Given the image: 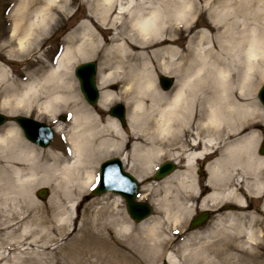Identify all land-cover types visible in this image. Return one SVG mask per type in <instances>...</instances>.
Instances as JSON below:
<instances>
[{"label": "bare ground", "instance_id": "bare-ground-1", "mask_svg": "<svg viewBox=\"0 0 264 264\" xmlns=\"http://www.w3.org/2000/svg\"><path fill=\"white\" fill-rule=\"evenodd\" d=\"M83 2L82 19L66 35L53 63H37L31 73L16 79L5 64L35 48L55 17H68V3L15 0L9 13V37L0 44V109L11 114L35 106L46 117L54 116L75 98L66 80L71 70L74 68V73L77 66L96 57L102 59V64H96L97 86L120 74L125 81L124 89L129 91L127 132L106 111L117 100L110 90L98 92L97 106L105 115L80 101L74 104L64 150L33 144L15 125L0 128V236L5 239L0 241V264H120L104 251L82 246L73 248L72 259L65 254L60 260L56 249L46 252L47 246L36 244L50 229L66 231L72 201L94 185L96 164L111 154L120 157L123 164L131 156L129 166L131 170L138 167L134 169L137 179L146 171L149 174L165 156L178 155L184 171L164 177L169 176L165 195L155 203L162 220L157 217L152 224L133 227L119 211L113 212L116 202L93 208L96 203L92 200L82 211L78 227L82 235L108 226L125 232L133 244L126 250L119 248L121 253L136 258L138 251L144 252L152 264H225L237 260L245 244L238 243L244 234L242 226H257L258 218L252 212H240L234 223L217 227L212 235L187 236L183 224L200 196L193 181H184V176L185 170L202 159L206 162L200 172L205 170L207 179L201 191H210L199 208L209 209L223 201L226 204L219 205L221 209L231 205L228 201L249 208L251 197L258 202L252 211L264 213V153L257 148L262 145L257 129L259 121H264L260 114L264 112L253 111L258 107L250 97L262 78L253 76L264 66V0ZM202 12L207 20L194 31L198 27L195 15ZM178 39L184 40L183 44ZM158 71L176 77L169 90L158 87ZM54 130L64 134L59 124ZM175 175L178 185H172ZM38 185L53 186L45 205L34 198ZM167 223L168 232L164 227ZM229 228L234 230L233 243L225 238ZM254 236L251 230L246 231L249 241L264 239ZM40 246L44 248L39 250ZM176 246L181 263L167 253ZM259 252L264 254V248ZM83 254L88 257L85 261L80 259ZM221 254L229 255L220 258ZM211 255L219 257L214 261ZM162 257L163 262L158 263Z\"/></svg>", "mask_w": 264, "mask_h": 264}, {"label": "rangeland", "instance_id": "rangeland-1", "mask_svg": "<svg viewBox=\"0 0 264 264\" xmlns=\"http://www.w3.org/2000/svg\"><path fill=\"white\" fill-rule=\"evenodd\" d=\"M84 0H67V15L66 16H58L54 18V22L52 24V27L47 31L44 32L40 38L37 41L36 47L33 48L31 47L30 50H28L29 53H27L25 56H15L12 57V59L10 61H8L5 65L6 68L8 69L9 73L11 72L10 70H12V72L10 73V75H12L14 78L16 79H21L23 78L25 75L31 73V71L36 67L37 63H47L48 65L52 64L54 59L56 58L57 54L59 53L60 49H61V43H63V40L66 38V35L81 21L82 17H80L81 14H83L84 12ZM15 4V0H0V44L6 40L9 37L10 34V28H11V21L9 20V13L11 8L13 7V5ZM75 12V13H74ZM74 13V15H72ZM69 15H72L69 17ZM194 20L197 21V26L196 28H194L193 30H197L200 29V27L202 26V23L204 24L207 20L206 18V14L205 12H202L201 14L197 13L195 15ZM100 37H98L99 39ZM180 44H183L184 40L178 39ZM30 45H33L32 43H30ZM91 60H94L97 62V65L102 64V59L100 58H96V57H92ZM80 63V62H79ZM8 64V65H7ZM78 64V63H77ZM10 66V67H9ZM98 68V66H97ZM74 69V68H73ZM73 69L71 70L70 76H68L66 78V80L68 81L69 86H72L71 92L72 94H74L75 97L74 100L71 99V101H67L68 106H61L62 108L57 109L56 114L54 116H50V117H46V115H44L43 113H40L41 111L36 108L35 106H32L30 109L28 108L27 112H13V113H6L4 110L0 109V112H2L3 114H5L7 116V121L0 126L1 127H7L8 125H15L17 128L18 126L16 125V123L13 121V117L16 115H25V116H30L33 117L37 120L43 121L48 123L50 126H54L55 124H59L60 127H64V134L59 135L57 132H54V136L50 142V145L47 147H42V148H49L52 147L54 149H56L57 151L59 150H64L65 149V143H64V138H65V131L68 130L69 128V118L66 120H60L59 117L62 115H69L70 110L73 108L75 103H78L79 101L81 102V104H84V106L91 108L92 110L97 111V113H100L101 115H105L104 112H102L100 110V108L97 106V104L95 105V109L88 106L85 101L82 98V94L79 91V87H78V82L77 79L74 76L73 73ZM99 70V69H98ZM99 73V71H98ZM256 75H254L253 77L256 78V80L259 77H262L260 80L257 81L255 87L252 89V95L251 97V101L254 100V105H256L258 108V110H253V111H257V112H261V106L259 105L257 98H256V91L257 89L260 87V85L264 82V66H262L256 73ZM24 75V76H23ZM160 75H167L173 78L174 81H176V77L172 74H163L161 72H157L155 73V80L156 83L159 86L158 83V76ZM23 76V77H20ZM122 75H117L114 79L109 80L106 84H104L103 86H98L100 92L101 91H105V90H110L112 93H115V97L117 98V100H114L112 102L111 105H113L114 103H121L124 104L126 109H128V106L126 104V99H128L126 97V95L129 93L128 90H125V81L124 79L121 77ZM175 84V83H174ZM116 86V88H112V86ZM161 89V88H160ZM162 90V89H161ZM164 91V90H163ZM133 92V91H132ZM249 97V96H248ZM70 104V105H69ZM77 106L79 104H76ZM110 105V106H111ZM109 106V107H110ZM81 107V106H78ZM107 111V110H106ZM105 111V113L107 114V112ZM263 117H264V113H260ZM108 115V114H107ZM69 117V116H68ZM118 126H120L119 122L117 121ZM258 125L260 126V128H258L257 130H259L260 133V138L258 140L259 141L264 137V121L263 122H259ZM124 130L127 132V119H126V125L124 127ZM21 136L24 138V136L22 135L20 129L18 128ZM25 139V138H24ZM257 143V144H258ZM258 148V147H257ZM128 150V149H127ZM114 155H107L104 158H102L100 161L108 158V157H112ZM168 156H165L164 158H162L161 160H158L156 162V165L154 167H152L149 171V174H146L147 171L145 172L144 175L141 176V178H139V183H140V197L139 199L147 201L151 204L153 210L150 216H148L145 220H142L140 222H135L133 221L128 213L126 212L125 209V203L124 200L119 197L118 195H115L114 193H104L102 195H92L91 194V188L90 187L86 192V194H80L79 197H75V199L72 201L74 203L73 208L71 209V222H69L67 224V229L66 231L60 232L59 230H55V229H50L48 232H45L43 235L42 240H40L39 242H37L36 244H44L45 246H47L48 248H44L43 246H40L39 250H42L44 248V251L46 250V252H48V250H54L56 249V251H58V258L61 256H65V254H67L69 259H72L71 257L73 252V248L76 246H82L84 248L87 249H91V250H97L99 252L104 251V253L106 252L107 254H109L110 260L115 261L117 263L120 264H152V262L149 261L148 257L146 256V254L144 252H140L138 251L136 258H130V257H126L124 256V254L121 253V251L119 250H126L125 247L127 248L128 245H132V241L131 238L128 236L127 233L125 232H121L118 233L115 231V229L110 228L109 226L105 229V228H99L97 229V227L92 228L90 230L87 231L86 236L82 235L79 231H78V227L80 226V224L82 223V211L83 208L92 200L95 201L96 204L92 205L93 208L99 206L100 204L104 203V202H116V209L113 211L114 213L116 211L120 212V215L122 214L123 216L126 217V219L128 220V222L130 223V225H132L133 227H143L149 224H152L154 222V220L159 217L162 220V215L158 212V210L156 209V202L158 199L162 198L165 193L163 191V188L165 186V180L173 175L175 173V171L177 170H182L184 171V167H183V160H179V164L176 165V169L175 171L170 174L168 177L162 179V180H158V181H152L150 182L148 179L150 177V175H152V173L154 172V170L156 169V167L162 162L164 161ZM183 159V158H182ZM100 161H98V163L96 164V170L98 172V165L100 163ZM131 162V156L129 157V159L124 163V168L128 171H130L133 175L136 176L137 172H135V168L137 166L134 167L133 170H131L129 164ZM206 161L202 160V161H198L193 168H190L188 170H185V172H187V176H184V181H188L191 180L193 181V183L196 186V192L197 194L200 196V198L198 200H196L193 203L192 206V212L188 215V217L185 219V222L183 224V230L185 232V234H187V236H191L192 234L196 233L200 236L203 237H207V235L210 233L211 235L213 234V231L220 226H228L230 225V223H234L235 220H233V218L235 216H237L240 212H252V214L258 218V222L259 224H257V226L254 227H249L248 224L247 226H242L243 230H244V234L243 237L238 241V243H245L244 244V248L243 250H240V257L239 260L237 258V260L235 258L231 259V263H225V264H264V254H259L260 250L264 248V239L263 241H249L248 238L246 237V231H252V233L255 234L254 238L256 236H259V238L257 239H262L264 238V230L259 231V229H261V227H264V213L262 211H260L259 209H257V211H252L251 208H255L258 204V202L255 199H252L251 197L248 198V207L249 208H243L241 206H239L238 204L228 201V204L234 205L235 208L232 209H228V208H220L219 205H224L226 204V202H220V204H217L215 206H213L211 209V215L209 217V219L202 225L196 228H190L189 227V221L190 219L196 214L199 213L200 211L207 209L206 208H199L200 207V202L202 201V199L206 196V194L210 191V189L202 192L201 191V186L205 183V180L207 179V173L206 171H202L200 172V168L199 165L204 164ZM138 168V167H137ZM176 174V173H175ZM136 178H138L136 176ZM180 178H183L180 177ZM193 179V180H192ZM173 183L172 185H178V177L177 175H175V177H173ZM46 188L48 190V194L40 199L39 197H37L36 195V191L39 188ZM53 194V186L52 185H38L36 188H34L33 190V195L34 198L37 200L38 204L40 205H45L48 203V200L51 198ZM185 194H188L187 192H185ZM67 204V203H65ZM237 219V218H236ZM168 224V223H167ZM164 225L165 230L168 232V225ZM52 226V225H51ZM170 228V227H169ZM225 238L228 242H232L231 240L233 239V235H234V230L229 228L227 230H225ZM38 236L40 237V235L38 234ZM206 240H210L209 238H205ZM5 239H1L0 236V241H2ZM248 240V241H247ZM247 241V242H246ZM252 242V243H251ZM257 242V244H256ZM233 243V242H232ZM174 250L169 249L167 251L168 254H170L174 260V262L176 263H181V261L179 260V253L180 250L179 248L173 247ZM61 250V251H60ZM229 252V251H228ZM232 253H234V250H231ZM231 252H229V254H231ZM259 252V253H258ZM63 254V255H60ZM71 254V255H69ZM229 254H224V255H219L220 258H223L224 256H227ZM237 253H235L234 255L236 256ZM215 257L213 255H211V260L213 259L214 261H216L218 259V257ZM233 256V255H232ZM76 258H78V256H76ZM86 255H82L81 256V260L85 261L86 260ZM90 260L94 259V257H89ZM61 260V258H59ZM49 260V259H47ZM54 261V260H53ZM163 262V257L160 258V260H158V263ZM187 264H205L204 262H197V263H187Z\"/></svg>", "mask_w": 264, "mask_h": 264}, {"label": "water", "instance_id": "water-1", "mask_svg": "<svg viewBox=\"0 0 264 264\" xmlns=\"http://www.w3.org/2000/svg\"><path fill=\"white\" fill-rule=\"evenodd\" d=\"M96 63L93 61L83 63L76 67L75 76L79 82V88L85 100L94 105L98 99V90L95 84ZM162 89L166 90L170 87L172 79L166 76L159 77ZM258 99L264 106V85L258 92ZM110 114L119 118L124 124V112L122 105L112 107ZM20 126L24 136L40 145L48 146L53 136L51 128L45 123L29 119L24 116H17L14 118ZM64 119V117H62ZM6 117L0 114V125L4 123ZM264 143L260 149L264 153ZM173 165L168 161L163 163L157 170L153 179L159 180L173 171ZM99 185L93 191L95 194H102L106 191H112L121 195L126 201V210L130 217L135 221H140L151 213V208L144 202H139L135 199L138 185L131 174L122 169L121 162L118 158L106 160L100 165ZM47 190L41 188L37 191V196L42 198L46 195ZM227 208V207H226ZM209 217L208 211H202L190 222L191 227L202 225Z\"/></svg>", "mask_w": 264, "mask_h": 264}, {"label": "flooded vegetation", "instance_id": "flooded-vegetation-1", "mask_svg": "<svg viewBox=\"0 0 264 264\" xmlns=\"http://www.w3.org/2000/svg\"><path fill=\"white\" fill-rule=\"evenodd\" d=\"M178 162H179V159L176 160V163H178Z\"/></svg>", "mask_w": 264, "mask_h": 264}]
</instances>
